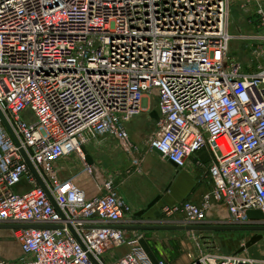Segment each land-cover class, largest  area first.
I'll return each instance as SVG.
<instances>
[{
	"label": "built area",
	"instance_id": "built-area-1",
	"mask_svg": "<svg viewBox=\"0 0 264 264\" xmlns=\"http://www.w3.org/2000/svg\"><path fill=\"white\" fill-rule=\"evenodd\" d=\"M238 7L255 34L237 35ZM238 38L255 45L247 69L232 56ZM153 97L149 151L178 169L212 156L197 162L210 190L164 207L162 221L264 225L247 216L264 214V0H0V225L28 226L11 230L19 264H152L132 207L83 149L110 137L132 153L127 125ZM74 155L96 194L63 177ZM196 246L187 264H264L212 240Z\"/></svg>",
	"mask_w": 264,
	"mask_h": 264
},
{
	"label": "crops",
	"instance_id": "crops-1",
	"mask_svg": "<svg viewBox=\"0 0 264 264\" xmlns=\"http://www.w3.org/2000/svg\"><path fill=\"white\" fill-rule=\"evenodd\" d=\"M142 105L144 109H147L146 112L140 114L139 117L135 118L133 122L135 123L137 122L138 125H140V123L142 124L147 123V125H149L152 128L151 132L149 133H152V131L156 126L157 121L151 116V114L153 112H157V101H153V98H151L149 99V101L147 100L142 101ZM111 143H118V141L109 137L105 140H102V145L99 142H94L88 145V147L85 149V151H87V153H89L94 158L95 165L102 170L105 178H113L117 176L116 174L114 176V173L111 172L113 171L112 169H114V166L112 165L113 159L111 155L113 154L112 153L113 149L111 148L110 145ZM97 144H100V146H102L101 160L97 159L96 155L91 151H89V147H93V146L95 147ZM145 153H146V157L149 154L154 155L155 157L157 155L159 157V160L158 157H156L158 160L157 168L153 169L152 173H154V175H152V178L150 177L147 180L140 181V183L139 181L135 184L130 183L126 187V189L124 188L123 191L122 190L119 191L117 182L114 180L115 187L116 188L118 187V192L125 197V199L130 204V206L134 211L133 219L135 225H132L130 227H140V226L149 227L156 225L171 226L164 223V221H162L163 218L162 209L164 207L173 206L182 203L184 201H187L188 199H194V200L199 199L202 195H204L207 191L210 190L211 182H210V177L207 175V169L200 168L197 165V162L201 161L202 163H204V165L208 166L209 163H211L212 161L211 153L208 149L199 152L195 157L192 158L189 166L184 169H177L173 167L170 163H168V161L163 160L159 154H157L156 152H151L147 148ZM68 167L69 166L67 165V169ZM74 171H75V166L72 165V169L70 173L66 171V174H68L66 177L76 178L78 185L82 189H84L85 192L90 196L96 194L97 183L95 182V180L85 175L83 176L75 175ZM126 181H128V179ZM124 184H125L124 182L121 183L122 186ZM24 186L25 185H23L22 187ZM158 196H161V199L156 203V205L152 209L147 210L148 205L152 201H154ZM144 210H146V212L142 216L138 217L137 214ZM207 226L210 225H204L203 227H207ZM140 231L170 232L172 230H140ZM146 240L148 241V238ZM127 250H128L127 248H122L118 250L116 254L117 255L125 254ZM190 256H192V254H189L188 258H185L187 260V263L190 261ZM21 257H22V252L20 246L13 238L11 230L0 229V264H19Z\"/></svg>",
	"mask_w": 264,
	"mask_h": 264
},
{
	"label": "rangeland",
	"instance_id": "rangeland-1",
	"mask_svg": "<svg viewBox=\"0 0 264 264\" xmlns=\"http://www.w3.org/2000/svg\"><path fill=\"white\" fill-rule=\"evenodd\" d=\"M238 7L234 11L233 22L236 27H240L242 30L238 33L237 30L233 27V33L240 35L243 33L245 36H250L255 34L258 30H254L245 20L247 14H245L242 19V22L239 21L241 15L244 14L242 10H239ZM257 29V28H256ZM254 43L250 40L243 39H235L232 44V56L236 61L241 63L243 66H246L247 69L250 66H253L254 60L252 57L253 48H255ZM254 46V47H253ZM246 71V70H245ZM153 101H157L156 97H153ZM139 116H135L128 123V130L130 134L131 143L134 146L132 149V153H129L125 150V148L121 145V143H111L112 150V159L113 166L112 169L117 176L113 177L117 182L119 187V191H123L124 188L130 183H137L139 181L147 180L148 178H152L154 175L153 169L157 168V161L159 157L156 155L149 154L146 157V148H148V142L150 138L151 127L147 125V123L140 125L137 122H133L135 118ZM117 141V140H116ZM102 145V140H98ZM97 144L95 147H89V151L96 155L97 159H102V146ZM100 146V147H99ZM120 146V147H119ZM88 147V146H87ZM86 147V148H87ZM123 147V148H121ZM145 148V149H144ZM70 159V160H69ZM164 162V161H163ZM67 165L69 166L67 169ZM72 165L75 166V175L83 176V164L79 160V158L74 155L67 159L61 161L60 166L62 171L64 172V178H67L66 171L70 173L72 169ZM168 167V166H167ZM78 176V177H79ZM131 177V178H130ZM128 179V181H126ZM125 183L123 186L121 183ZM121 186H120V185ZM126 185V186H125ZM117 187V190H118ZM18 191L27 190L26 185L24 187H18ZM160 215V214H158ZM144 235V238L149 241V244L156 254V256L161 259L170 262L171 264H187V260L189 254L196 255L199 251L196 246V241L203 240H212L218 246L219 250L224 254H232L238 252V250L247 242L249 239L255 234L254 232H232V231H198L192 234V237H189L185 230H172L170 232H140ZM146 235V237H145ZM264 235V233H263ZM193 237H196L194 239ZM12 239V238H11ZM201 245V244H200ZM248 256L256 258V259H264V239L253 246L248 250ZM180 259V262H179ZM183 259V260H182ZM179 263H178V262Z\"/></svg>",
	"mask_w": 264,
	"mask_h": 264
},
{
	"label": "water",
	"instance_id": "water-1",
	"mask_svg": "<svg viewBox=\"0 0 264 264\" xmlns=\"http://www.w3.org/2000/svg\"><path fill=\"white\" fill-rule=\"evenodd\" d=\"M151 116L158 121L159 120V115L157 112H153L151 114ZM155 152L157 154H159L160 156L162 155L159 151L155 150ZM86 154V161L90 166H94V171H95V175L98 179V182L101 184L103 182H105V176L102 173V170L99 169L94 162V158L87 153V151H85ZM28 164L30 165L31 169L34 171L32 164L29 162V160L27 159ZM168 161V163H170L173 167L177 168V165L174 164L173 162ZM35 172V171H34ZM41 185L43 187H45L44 183L41 181V179L39 180ZM161 199V196H158L154 201H152L148 207L147 210L152 209L156 203ZM146 212V210L140 212L137 214V216H142L144 213ZM247 216L249 219L251 220H255V221H264V214L262 211L259 210H251L247 212ZM26 227H22V226H11V225H0V229H19V228H27ZM33 228H51L49 226H34ZM134 230H194V231H202V230H207V231H232V232H254L255 234L249 239V241H247L239 250L237 253H243L246 250H249L250 248H252L253 246L257 245L258 243H260L263 239H264V225H259V226H253V227H236V226H228V225H219V226H207V227H192V226H188V227H177V226H165V225H159V226H140V227H132ZM140 246L142 247V249L144 250L145 254L147 255L148 259L150 260V262L152 264H159V259L156 256V254L154 253V251L152 250L150 244L148 243V241L145 238H142L139 241Z\"/></svg>",
	"mask_w": 264,
	"mask_h": 264
},
{
	"label": "bare ground",
	"instance_id": "bare-ground-1",
	"mask_svg": "<svg viewBox=\"0 0 264 264\" xmlns=\"http://www.w3.org/2000/svg\"><path fill=\"white\" fill-rule=\"evenodd\" d=\"M83 152H84V154H85V150L83 149Z\"/></svg>",
	"mask_w": 264,
	"mask_h": 264
}]
</instances>
